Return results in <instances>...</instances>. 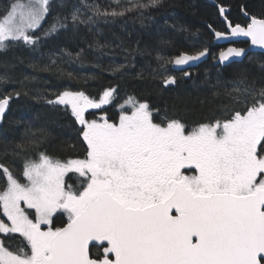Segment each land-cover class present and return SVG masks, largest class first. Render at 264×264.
I'll return each mask as SVG.
<instances>
[{
	"label": "snow or ice",
	"instance_id": "snow-or-ice-1",
	"mask_svg": "<svg viewBox=\"0 0 264 264\" xmlns=\"http://www.w3.org/2000/svg\"><path fill=\"white\" fill-rule=\"evenodd\" d=\"M158 3L149 0L119 12L85 3L91 14L77 7L70 19L73 27L91 31L100 17ZM219 11L225 16L223 7ZM48 12L49 0L11 3L0 19V49L9 42L36 49L41 37L35 32ZM68 19L53 23L43 36L67 28ZM213 32L216 39L244 36L264 48V19L253 17L246 27L228 22L226 31ZM208 51L180 52L165 63L185 65ZM245 54L229 47L219 60ZM9 81L6 72L0 73V84ZM163 83L176 79L166 76ZM116 93L108 87L99 99L71 90L38 97L53 108L70 109L86 145L82 159L61 160L46 152L25 156L21 181L8 157L36 148L45 130L27 128L11 153L5 145L0 264H264V87L257 89L246 78L235 81L228 94L235 93L234 103L243 107L227 109L222 118L191 131L176 119L154 122L149 104L134 96L118 106V122L106 115L88 118L89 109L110 104ZM14 95L18 98L20 91ZM12 99L11 92L0 95V118ZM69 173L77 174V183H66ZM59 214L67 223L54 227ZM13 234L22 238L15 247Z\"/></svg>",
	"mask_w": 264,
	"mask_h": 264
},
{
	"label": "trees",
	"instance_id": "trees-1",
	"mask_svg": "<svg viewBox=\"0 0 264 264\" xmlns=\"http://www.w3.org/2000/svg\"><path fill=\"white\" fill-rule=\"evenodd\" d=\"M13 2L0 0V19ZM85 3L119 12L134 4L148 5L149 0H49V12L35 32L41 37L38 47L9 42L0 49V73L10 77L9 83L0 84V95L13 93L0 123V154L5 145L11 153L23 141L27 128H42L46 133L41 143L23 156L9 155V166L21 181L25 156L36 158L39 152H46L61 160L82 159L86 149L70 109L53 108L38 97L51 98L53 92L71 90L99 99L105 88L115 87V99L101 109L88 110L89 119L106 112L109 120H116L120 100L134 96L149 104L154 122L176 119L191 131L200 123L222 118L227 109L243 107L234 103L235 93L228 94L235 81L246 78L257 89L264 87V51L251 52L242 61L224 67L214 66L224 46L215 43L209 30V25L217 31L226 30L221 7L226 8L225 17L233 25L246 26L250 17L264 19V0H159L154 7L134 8L123 16L100 17L91 31L85 25L73 27L70 19L77 7L81 13L91 14ZM65 17L69 18L67 28L43 36L53 23L63 22ZM204 47L209 49V56L196 67L176 72L172 64L165 63L180 52L196 53ZM53 60L56 64H52ZM185 72L189 75L185 76ZM166 76H174L176 83L164 86ZM15 91H20L18 98ZM77 182L74 174L66 177L68 184ZM57 220L58 216L54 227L66 222L58 225ZM13 236L11 243L15 247L22 238Z\"/></svg>",
	"mask_w": 264,
	"mask_h": 264
},
{
	"label": "water",
	"instance_id": "water-1",
	"mask_svg": "<svg viewBox=\"0 0 264 264\" xmlns=\"http://www.w3.org/2000/svg\"><path fill=\"white\" fill-rule=\"evenodd\" d=\"M225 11H226V8H224ZM253 17H250V20H249V23L251 22V19ZM221 19L222 21H224L225 23V29L227 30V23L230 22L225 16H221ZM257 19H260V18H257ZM247 26V25H246ZM245 26V27H246ZM209 30L211 32V34L213 35V38H214V41L215 43L219 44V45H223L224 47L219 51V53L223 50H226L227 48L229 47H237V48H243L245 49V55L241 56V57H229L228 60L224 61V62H221L219 60V53L217 54V57L215 58V60L213 61V65L214 66H220V67H224L232 62H240L242 61L249 53L251 52H263L264 51V48H261L260 46H257V45H252L251 44V41L248 37H244V36H229L228 38L226 39H216L214 37V32L213 30H215L214 28H210L209 27ZM225 30V31H226ZM217 31V30H216ZM239 41H245L247 44L246 46H237L235 45V43L239 42ZM188 54H191V55H194L195 53H188ZM209 56V51L208 53L204 56V57H201L200 59L198 60H195V61H190L188 62L187 64L185 65H181V66H176V65H172V69L176 72H183V71H186L188 69H191L193 67H196L198 66L199 64H201L202 62H204L205 60H207ZM173 84H170V85H164V86H171ZM7 111V110H6ZM6 113V112H5ZM4 116V115H3ZM3 117L0 118V123L2 121ZM67 223V222H66ZM65 224V223H64Z\"/></svg>",
	"mask_w": 264,
	"mask_h": 264
},
{
	"label": "rangeland",
	"instance_id": "rangeland-1",
	"mask_svg": "<svg viewBox=\"0 0 264 264\" xmlns=\"http://www.w3.org/2000/svg\"><path fill=\"white\" fill-rule=\"evenodd\" d=\"M24 2H26V0H24ZM1 19H2V18H1ZM42 22H43V21H42ZM41 24H42V23H41ZM126 98H127V97L121 99V100H120V104H122ZM107 105H108V104H107ZM103 106H106V105H103ZM103 106H102V107H103ZM119 115H120V113H119ZM119 115H118V117H117L116 122H118V120H119ZM69 174H74L75 177H77V174H75V173H69ZM186 174H193V173H186ZM57 216H58V220H57L56 223H58V225H59L60 223H62L64 220L67 221V217H66L65 215H63V214H59V215H57ZM5 219H6V218H5ZM45 227H46V226H45ZM13 235H14V234H13ZM16 235H19V234H16ZM0 239H2V236H0Z\"/></svg>",
	"mask_w": 264,
	"mask_h": 264
},
{
	"label": "flooded vegetation",
	"instance_id": "flooded-vegetation-1",
	"mask_svg": "<svg viewBox=\"0 0 264 264\" xmlns=\"http://www.w3.org/2000/svg\"><path fill=\"white\" fill-rule=\"evenodd\" d=\"M90 110V109H89ZM101 115H106L107 117H108V114L106 113V112H103V113H101L100 115H99V117L101 116ZM116 120H117V118H116ZM116 120H114V121H111V122H116Z\"/></svg>",
	"mask_w": 264,
	"mask_h": 264
}]
</instances>
